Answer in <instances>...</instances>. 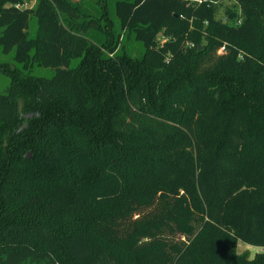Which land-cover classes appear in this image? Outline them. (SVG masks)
Returning <instances> with one entry per match:
<instances>
[{"label":"trees","instance_id":"trees-1","mask_svg":"<svg viewBox=\"0 0 264 264\" xmlns=\"http://www.w3.org/2000/svg\"><path fill=\"white\" fill-rule=\"evenodd\" d=\"M221 1L117 0L113 25L100 0H0L3 51L55 69L0 93V264H250L264 0Z\"/></svg>","mask_w":264,"mask_h":264},{"label":"rangeland","instance_id":"rangeland-1","mask_svg":"<svg viewBox=\"0 0 264 264\" xmlns=\"http://www.w3.org/2000/svg\"><path fill=\"white\" fill-rule=\"evenodd\" d=\"M79 1V0H76ZM82 1V0H80ZM99 1V0H96ZM105 2V9H106V20L111 19L113 21L110 22L108 20V23H112L115 25V20L117 19V16L115 14L114 6L115 2L117 0H100ZM37 0H25L23 6L31 7L36 4ZM86 3V2H85ZM90 8V7H89ZM232 10L237 11L238 14L240 13V7L236 0H222L217 4V14L216 17L218 19H223L225 21H232L234 18H230L229 14L232 12ZM38 28V19L35 15H32L30 17V36H35L36 31ZM108 29V27H107ZM110 30V29H109ZM110 34V33H109ZM160 42H163L165 40V37L162 35L159 36ZM129 44H135V42L131 39L124 38L122 42H126ZM224 48H221L217 51V55L224 53ZM14 51H11L9 53H5L0 46V93H4L7 90V87L11 84L13 74L17 76H42V77H51L55 73V69L52 67H45V66H39L37 64H34L30 68L26 69L24 68V65L22 63H19L14 58ZM78 60H75L77 62ZM209 64V63H208ZM7 69V71H5ZM22 104V103H21ZM22 111V106H21ZM29 115V116H28ZM27 117H30L31 114H28ZM25 127V124L22 125L21 129Z\"/></svg>","mask_w":264,"mask_h":264},{"label":"clouds","instance_id":"clouds-1","mask_svg":"<svg viewBox=\"0 0 264 264\" xmlns=\"http://www.w3.org/2000/svg\"><path fill=\"white\" fill-rule=\"evenodd\" d=\"M236 255L247 253V259L250 262H254L258 256H264V245L252 244L247 241H243L240 238H235Z\"/></svg>","mask_w":264,"mask_h":264},{"label":"water","instance_id":"water-1","mask_svg":"<svg viewBox=\"0 0 264 264\" xmlns=\"http://www.w3.org/2000/svg\"><path fill=\"white\" fill-rule=\"evenodd\" d=\"M21 106H22V104L20 103V105H19V109L21 110ZM29 116V115H28ZM26 157L27 158H31L32 157V151H29L27 154H26Z\"/></svg>","mask_w":264,"mask_h":264}]
</instances>
